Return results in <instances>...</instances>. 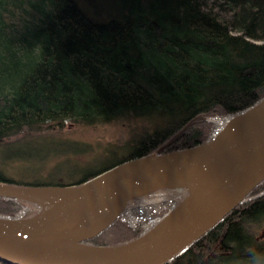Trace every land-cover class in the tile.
<instances>
[{"label":"trees","instance_id":"16d2710c","mask_svg":"<svg viewBox=\"0 0 264 264\" xmlns=\"http://www.w3.org/2000/svg\"><path fill=\"white\" fill-rule=\"evenodd\" d=\"M262 100L264 0H0L1 152L66 125L154 124L68 185L9 180L1 169L0 183L75 187L117 164L200 145ZM22 205L0 197V218L17 219ZM263 229L264 179L167 264H264ZM141 230L118 217L87 243L117 246Z\"/></svg>","mask_w":264,"mask_h":264},{"label":"water","instance_id":"95a60500","mask_svg":"<svg viewBox=\"0 0 264 264\" xmlns=\"http://www.w3.org/2000/svg\"><path fill=\"white\" fill-rule=\"evenodd\" d=\"M203 174L202 183L151 228L121 245L87 241L114 222L133 197ZM264 179V100L227 120L204 143L117 164L75 187H22L0 183V197L38 201L34 192H59L36 216L0 218V261L8 264H167L211 230ZM124 201L104 221L71 225L87 210ZM264 238V230L259 235Z\"/></svg>","mask_w":264,"mask_h":264},{"label":"rangeland","instance_id":"374dc122","mask_svg":"<svg viewBox=\"0 0 264 264\" xmlns=\"http://www.w3.org/2000/svg\"><path fill=\"white\" fill-rule=\"evenodd\" d=\"M218 124L219 118L214 119L212 128ZM153 125L142 119H130L91 127L66 125L60 130L39 131L18 139L14 145L6 147L2 152L0 150V169L9 180H38L43 185H68L77 181L82 174L119 158L118 152L114 155H107L106 152L130 141L134 136L143 135ZM12 155H19L22 161L10 159ZM42 156L44 161L40 162L39 158ZM185 186L177 191L171 189L176 193L165 187L139 194L125 204L119 216L120 220L131 227H140L143 233L192 191L191 186ZM45 208L39 201L23 202L16 217H33ZM94 225L96 224L91 220L79 218L72 223L71 230H86Z\"/></svg>","mask_w":264,"mask_h":264},{"label":"bare ground","instance_id":"6f19581e","mask_svg":"<svg viewBox=\"0 0 264 264\" xmlns=\"http://www.w3.org/2000/svg\"><path fill=\"white\" fill-rule=\"evenodd\" d=\"M204 175L203 174H193L183 180L181 183H173L167 187V189L179 190L184 187L185 185L191 186L192 190H195L203 181ZM60 193L52 190H46L39 193L34 192L35 198L38 199L41 206H50L57 200ZM124 201H109L104 204H99L83 213L80 216L82 220H91L94 224H98L108 218L112 213L118 211ZM115 221V220H114Z\"/></svg>","mask_w":264,"mask_h":264}]
</instances>
